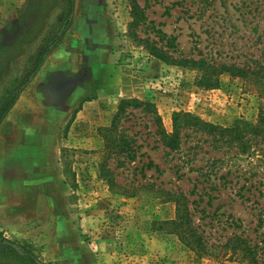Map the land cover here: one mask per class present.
<instances>
[{
  "label": "rangeland",
  "instance_id": "rangeland-1",
  "mask_svg": "<svg viewBox=\"0 0 264 264\" xmlns=\"http://www.w3.org/2000/svg\"><path fill=\"white\" fill-rule=\"evenodd\" d=\"M139 1L148 15L139 34L172 35L176 55L264 64V0ZM64 7L0 0V97ZM129 20V0H75L72 24L50 51L69 63L55 59L35 75L1 122L0 241L25 244L41 264H252L226 242L246 237L264 255V139L241 152L236 142L186 129L171 150L152 113L129 108L119 126L129 155L107 161L118 186L102 176L99 128L122 97L153 101L168 131L180 109L229 125L255 121L262 101L253 82L230 72L199 86L198 67L149 53L129 35ZM119 88L135 94L116 96ZM164 191L187 195L202 246L173 222L176 202ZM6 253L0 246V264H21Z\"/></svg>",
  "mask_w": 264,
  "mask_h": 264
},
{
  "label": "trees",
  "instance_id": "trees-1",
  "mask_svg": "<svg viewBox=\"0 0 264 264\" xmlns=\"http://www.w3.org/2000/svg\"><path fill=\"white\" fill-rule=\"evenodd\" d=\"M63 1L65 6L64 12L56 23V30L45 36L37 50L28 55V65L25 67V72L22 75L14 76L8 86L3 90L0 97V124L18 100L22 91L42 67L50 51L61 41L70 28L73 21L75 0ZM129 2V35L133 40L143 44L149 53L168 63L198 67L202 71L198 83L199 86L204 88L216 86L218 84V75L221 72L240 75L257 86L262 101L259 107L258 117L255 121L241 118L235 119L229 125L207 121L199 115L180 109L173 112L172 130L168 131L153 101L138 97L120 98L111 123L99 128V133L105 140V155L100 169L102 176L107 180L110 187L115 189L118 183L111 167L108 166V158L124 153L129 155L131 143L119 128L121 120L129 108H141L146 112L152 113V118L157 124V132L160 134L163 144L171 150L180 147L182 135L186 129L200 130L208 135H213L216 140H224L225 138V142H236L241 147V152H246L252 147V140L254 138L260 137L264 139V64L256 63L254 65L242 66L235 63H218L205 56H188L182 52L176 55L174 51H177V47L175 37L172 35L160 33L159 40L161 43H159L160 41L158 39L150 35L141 36L139 34V28L148 20L146 5H142L139 0H129ZM164 192L167 196L175 199L176 202L177 217L173 222L178 223L182 227L183 232L190 237L191 241L202 246V237L193 223L187 195L182 191ZM182 230L179 235L184 239ZM0 246L7 252V256L14 257L18 263L41 264L32 249L25 244L7 237H2ZM226 246H231L233 250L240 248L241 256L247 258L252 264H264V255H260L257 245L252 244L246 237L234 235L227 240Z\"/></svg>",
  "mask_w": 264,
  "mask_h": 264
},
{
  "label": "crops",
  "instance_id": "crops-1",
  "mask_svg": "<svg viewBox=\"0 0 264 264\" xmlns=\"http://www.w3.org/2000/svg\"><path fill=\"white\" fill-rule=\"evenodd\" d=\"M58 54H59V52L58 51H53V53H50L49 55H48V57L46 58V60H45V62H44V64L42 65V67L39 69V71H38V73L36 74L37 76L34 78V81H36V78L38 77V76H40L42 73H44L45 71H46V69L48 68V65L50 64V62H52V61H55V59L56 60H59V64H62V65H66L67 63H69V61H68V59H66L65 57H59V59L57 58V56H58ZM78 57V56H77ZM78 59V58H77ZM77 59H76V61H77ZM79 60V59H78ZM108 64H104L103 65V69H102V71H105V72H107L108 71ZM115 70H118L117 68H115ZM123 89V88H122ZM127 90V89H126ZM134 95L135 93H128V92H125V91H123V90H121V88H119V89H117V91H115V95L116 96H125V95ZM98 100H100V98L98 99ZM88 101V100H87ZM87 101H85L84 103H86ZM101 101V100H100ZM79 117H80V114H79ZM78 121V120H77ZM76 121V122H77ZM76 122H74L73 123V125H75L76 126Z\"/></svg>",
  "mask_w": 264,
  "mask_h": 264
}]
</instances>
